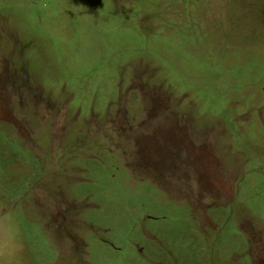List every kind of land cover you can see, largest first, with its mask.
Masks as SVG:
<instances>
[{"label":"rangeland","instance_id":"1","mask_svg":"<svg viewBox=\"0 0 264 264\" xmlns=\"http://www.w3.org/2000/svg\"><path fill=\"white\" fill-rule=\"evenodd\" d=\"M264 0H0V264H262Z\"/></svg>","mask_w":264,"mask_h":264},{"label":"flooded vegetation","instance_id":"2","mask_svg":"<svg viewBox=\"0 0 264 264\" xmlns=\"http://www.w3.org/2000/svg\"><path fill=\"white\" fill-rule=\"evenodd\" d=\"M262 264H264V262H262Z\"/></svg>","mask_w":264,"mask_h":264}]
</instances>
